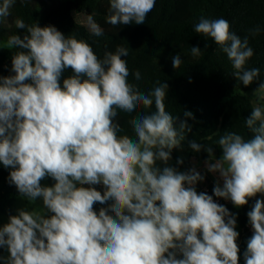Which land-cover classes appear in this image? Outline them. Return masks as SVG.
<instances>
[{
	"label": "clouds",
	"instance_id": "clouds-1",
	"mask_svg": "<svg viewBox=\"0 0 264 264\" xmlns=\"http://www.w3.org/2000/svg\"><path fill=\"white\" fill-rule=\"evenodd\" d=\"M16 0L0 4V22ZM28 0H21L26 3ZM156 0H109L110 25H142ZM24 35L8 37L11 72L0 77V163L11 168L9 182L29 202L42 198L49 215L26 209L9 217L0 228V247L9 256L4 264H239V232L235 214L198 193L205 177L196 169L178 172L165 165L173 149L185 140L191 126L165 110L167 83L157 81L147 94L128 82V49L97 57L92 47L55 26L41 27L14 21ZM89 31L102 36L92 15ZM198 34L210 37L231 62L232 76L245 87L260 76L246 68L254 51L248 37L241 39L224 18L201 17ZM259 27L250 30L255 36ZM207 47V45H205ZM202 50L191 47V55ZM180 54L172 58L181 66ZM71 70V75L64 73ZM140 79L139 71L134 73ZM30 81V82H28ZM264 100V83L253 93ZM155 111L128 120L135 138L120 135V112L139 107ZM184 115L193 118L191 112ZM250 139L227 131L218 139L221 156L196 141L190 148L204 150L206 169L219 174L215 197L236 208L264 195V106L257 103L245 120ZM214 160L215 162H210ZM177 163L182 164L183 160ZM51 177L52 186L41 181ZM220 181H223L221 186ZM87 185V187H85ZM96 185L103 186V192ZM104 205L99 211L95 205ZM253 235L247 241L245 264H264V200L257 199L247 213Z\"/></svg>",
	"mask_w": 264,
	"mask_h": 264
},
{
	"label": "trees",
	"instance_id": "trees-1",
	"mask_svg": "<svg viewBox=\"0 0 264 264\" xmlns=\"http://www.w3.org/2000/svg\"><path fill=\"white\" fill-rule=\"evenodd\" d=\"M178 1L156 0V6L145 24L125 25L120 37H117L105 31L102 36H94L87 25L88 15H92L99 26L100 22L106 21L109 0H28L26 3L16 0L10 9L11 14L0 22V77L14 75L11 60L19 49H7L6 41L11 35L17 34L21 38L24 35V30L14 25L17 18L23 19L26 24L37 23L41 27L52 25L66 36L86 41L101 60L105 52H115L117 46L125 47L129 54L122 58L127 61L130 84L145 94L158 86L157 81L168 84L165 110L178 117L177 126L181 121L191 126V132H185L181 147L198 160H208L206 151L196 153L190 148V142L196 141L213 147L214 157L219 158L221 150L217 142L225 132L234 131L246 140L254 135L245 123L254 103L242 92L255 91L264 83V0H184L188 6V17L173 19ZM202 16L208 19L224 18L230 23L233 33L241 39L248 37L254 55L246 68L260 69L259 78L250 86L245 87L232 76L234 70L231 62L212 38L195 32L194 25ZM256 27L260 29L259 34L250 35V30ZM193 46L202 50L199 57L191 55ZM178 54L182 63L178 69H174L172 58ZM136 71L140 73L139 80L134 76ZM71 74V70H67L64 77ZM155 110L153 103L151 108L141 106L132 114L120 112L116 122L124 131L119 134L135 138L128 120ZM185 112H191L193 118L186 117ZM173 156L178 159L177 154ZM11 170L0 165V216L8 218L15 215L13 206L20 196L16 186L9 182ZM54 183L51 178L50 184ZM95 187L103 192V186ZM261 196L257 194L241 208H236L233 203L225 206L237 218L239 264H245L244 252L251 238L245 232L249 222L247 213ZM103 206L97 203L94 207L98 212ZM4 253L5 247H0V256ZM0 264H4L3 260H0Z\"/></svg>",
	"mask_w": 264,
	"mask_h": 264
},
{
	"label": "rangeland",
	"instance_id": "rangeland-1",
	"mask_svg": "<svg viewBox=\"0 0 264 264\" xmlns=\"http://www.w3.org/2000/svg\"><path fill=\"white\" fill-rule=\"evenodd\" d=\"M2 2H3V0H0V4H2ZM188 15H189V13H188L187 2L184 0H179L178 1V7H177V10H176V13H175L173 19H185L188 17ZM100 26L102 27L103 31H105L107 33L114 34L117 37H120V35L123 31V28H124V26H121V25H117V26L110 25L106 21L100 22ZM254 92L255 91L242 92V95H244L246 98L250 99L254 103V106H256L257 103L261 106H264V100H257L255 97H253ZM174 153L177 154L178 159L173 156ZM189 158H190L189 152L180 146L179 148L172 150L171 159L167 162V165H165L162 161H157L156 166L161 168V169H163L165 166H169V167L175 168L178 172L184 173V172H186V170L190 166V162H192V160L190 161ZM178 160H183V163L182 164L177 163ZM193 162L195 163V166H197L198 168H200L202 170L201 175H203L205 177V179L203 181L198 182L199 185L197 186V189L200 190L201 189L200 185L208 184L214 180L212 179L213 176H209L206 174V172H204L206 169V164H205L204 160H195ZM185 166H187V168ZM50 179H51V177L45 178L44 180L41 181V185L42 186H52L50 184ZM85 187H86V185H85ZM258 199L264 200V195L259 197ZM14 204L15 205H14L13 209H14L15 215H18V210H21V209H26L29 211L35 210L37 212H41L45 216L49 215V213L47 212V209H45L43 206L42 198H37L35 201L29 202L26 197L25 198L19 197L18 200ZM8 222H9V218L7 216H5V215L0 216V228H2ZM8 256H9V252H8L7 248L5 247V253H4L3 257L6 258Z\"/></svg>",
	"mask_w": 264,
	"mask_h": 264
},
{
	"label": "built area",
	"instance_id": "built-area-1",
	"mask_svg": "<svg viewBox=\"0 0 264 264\" xmlns=\"http://www.w3.org/2000/svg\"><path fill=\"white\" fill-rule=\"evenodd\" d=\"M195 160H198V159L195 158V157L192 159V162H190V166L188 167V169L186 170V172H188L190 169H193V168H194V169H196V171L202 173V170H201L200 168H198L197 166H195V163L193 162V161H195ZM220 183H221V186H222L223 181H220ZM215 184H216V181H211V182L208 183V184H202V185H200V186H201V189L199 190V189H197V186L199 185V183L197 182V184H196L195 187H196V190H197L198 193H200V192H205V193H207L208 195H212V196H213V199H214L215 202H217L218 204H221V205H223V206H226V205L231 204L232 202H231L230 200H225V199H223V198H218V197H215V196H214L213 188H214ZM245 232H246V234H248V235H250V236L253 235V229H252V227H251V225H250L249 222H248V224L246 225Z\"/></svg>",
	"mask_w": 264,
	"mask_h": 264
},
{
	"label": "crops",
	"instance_id": "crops-1",
	"mask_svg": "<svg viewBox=\"0 0 264 264\" xmlns=\"http://www.w3.org/2000/svg\"><path fill=\"white\" fill-rule=\"evenodd\" d=\"M189 156H190V155H189ZM193 158H194V157L190 156L189 160L191 161ZM216 159H218V158H216ZM189 160H188V161H189ZM208 160H209V159H208ZM208 160H204V162H205V161H208ZM210 162L214 163L215 161H214V160H211ZM0 165L3 166L1 163H0ZM185 167L187 168V166H185ZM203 170H204V169H203ZM204 172H206V174L209 175V176H213L212 179H213L214 181H217V180L219 179V174H218V173H217V174L210 173V172L207 171V169H205ZM86 186H87V185H86ZM101 186H102V185H101ZM19 197H21V196H19ZM19 197H18V198H19ZM18 198L16 199V201L18 200ZM16 201H15V202H16ZM14 205H15V204H14ZM13 208H14V206H13Z\"/></svg>",
	"mask_w": 264,
	"mask_h": 264
}]
</instances>
